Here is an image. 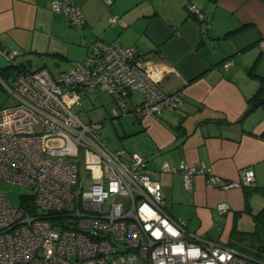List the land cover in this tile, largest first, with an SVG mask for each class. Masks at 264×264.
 Masks as SVG:
<instances>
[{"label":"built area","instance_id":"1","mask_svg":"<svg viewBox=\"0 0 264 264\" xmlns=\"http://www.w3.org/2000/svg\"><path fill=\"white\" fill-rule=\"evenodd\" d=\"M187 8L201 17L194 5ZM52 11L73 27L85 23L72 0H54ZM19 55L0 47V57L15 68L10 84L0 81L16 102L0 110V181L31 195L16 206L0 192V264H264L189 232L186 221L165 211L146 160L111 150L99 134L102 122H85L75 111L93 91L108 93L118 117L180 109L181 92H165L145 69L147 53L95 40L83 61L56 74L28 68ZM134 91L139 103L132 101ZM160 171L178 174L185 189L196 176L220 190L254 182L249 168L231 181L184 160L163 162ZM228 209L217 206L219 214Z\"/></svg>","mask_w":264,"mask_h":264},{"label":"crops","instance_id":"2","mask_svg":"<svg viewBox=\"0 0 264 264\" xmlns=\"http://www.w3.org/2000/svg\"><path fill=\"white\" fill-rule=\"evenodd\" d=\"M53 1L0 0V47L18 51V61L30 69L35 61L42 62L39 68L45 60L56 67L81 62L95 40L147 53L145 69L165 92L180 91L183 104L158 117L126 115L138 126L125 151L155 171L172 218L226 245L242 214L264 208L257 190L264 188V109L245 115L247 100L264 82V0H72L83 13L82 27L52 11ZM132 101L140 102L133 93ZM181 160L231 181L249 168L254 182L220 190L196 176L185 189L178 174L160 171L163 162ZM221 204L229 207L223 214Z\"/></svg>","mask_w":264,"mask_h":264},{"label":"rangeland","instance_id":"3","mask_svg":"<svg viewBox=\"0 0 264 264\" xmlns=\"http://www.w3.org/2000/svg\"><path fill=\"white\" fill-rule=\"evenodd\" d=\"M45 67L53 74L58 73L61 70L70 69V66L60 65L56 67L54 61L45 60ZM9 63L0 57V80L6 84H10L11 76H7L6 72L3 70L7 68ZM42 66V62L35 61L33 64V69L36 70ZM0 81V110L4 108L13 107L16 105L15 100L12 98L11 94L5 89ZM135 100H141V94L137 91L133 92ZM77 111L83 118L85 122L87 121H100L102 126L99 130L101 139L106 140L108 147L111 150L118 149H128L127 144L133 139L130 132L134 126H138V122L133 116H116V109L110 99V96L106 92L93 91L89 95L82 97L81 104L76 107ZM165 115L168 113L165 112ZM132 115V114H129ZM114 117V118H112ZM111 119V120H110ZM129 140V141H127ZM0 192L3 193L6 199L13 205L21 206L24 199L31 195L30 190L23 186L12 185L4 181H0ZM257 213V212H254ZM237 227L230 233L236 234L242 231H253L255 223L251 216L247 214H242L241 220H238ZM242 230V231H241ZM230 242L235 243L232 245L241 254L253 256V249L247 241H239L235 237H230Z\"/></svg>","mask_w":264,"mask_h":264},{"label":"trees","instance_id":"4","mask_svg":"<svg viewBox=\"0 0 264 264\" xmlns=\"http://www.w3.org/2000/svg\"><path fill=\"white\" fill-rule=\"evenodd\" d=\"M3 71L6 72L7 76H11L15 71V68H13L11 65H8L7 68H5ZM259 108L264 109V82L261 83L254 95L247 100V109L245 115H248ZM220 123L225 124L226 122L222 121ZM257 190L262 196H264V188H258ZM249 214L251 215L255 223L254 230L251 232H237L236 234H231L230 237H235L239 241L249 242L251 248L253 249L254 255L247 256L260 261H264V208H262L257 213L249 212ZM226 245L235 249V247H233L232 245L236 244L228 240V243Z\"/></svg>","mask_w":264,"mask_h":264}]
</instances>
